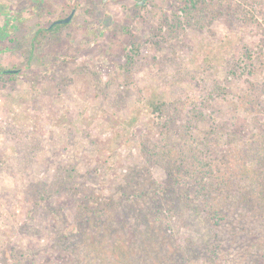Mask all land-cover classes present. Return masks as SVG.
<instances>
[{
	"label": "rangeland",
	"instance_id": "374dc122",
	"mask_svg": "<svg viewBox=\"0 0 264 264\" xmlns=\"http://www.w3.org/2000/svg\"><path fill=\"white\" fill-rule=\"evenodd\" d=\"M263 89L264 0H0V264H264L234 220L212 240L169 169L210 132L233 157Z\"/></svg>",
	"mask_w": 264,
	"mask_h": 264
},
{
	"label": "trees",
	"instance_id": "16d2710c",
	"mask_svg": "<svg viewBox=\"0 0 264 264\" xmlns=\"http://www.w3.org/2000/svg\"><path fill=\"white\" fill-rule=\"evenodd\" d=\"M63 25L65 24H55L54 22L38 31L35 39L40 40L44 38L46 33L54 36ZM250 89L254 91L253 87ZM260 94H264V89ZM247 97L249 100L248 102H244L243 106L247 114L256 109L264 111V99L255 97L252 93L247 94ZM149 106L157 113H161L165 108V105L160 102H152ZM191 120L199 121L201 117L196 115ZM249 121L255 125L258 134L252 133L250 135L251 141L243 143L240 150L233 151L231 153V155H234L233 157L222 152L221 149L220 152L216 153L219 147L214 145L216 140H210V136L212 135L210 132L209 134H205L203 139H193L200 147H203L202 150H190L189 157L175 155V161H172L174 164H171L169 169L175 178L177 177L179 180L184 178L187 182L189 181L185 179V177H188L186 171L188 175H195L192 183L184 181L187 188H185L183 199L179 200L181 204H184L185 209L190 212V217L192 215L193 219L196 218V222L203 220L204 226L209 227V236L213 237L212 240L220 238L219 233L214 231L215 228L225 224L228 225L234 220V222L239 224L242 239H247L248 245L253 246L264 242V226L261 224L264 218H260L259 216V219L263 220L258 222V224L255 223V225L251 221L253 218L248 216L251 211L255 210H260L264 214V197L262 196L264 191V171L262 170L264 169V127L260 125L261 123L257 119L250 118ZM187 123H190V120ZM184 128L186 129V135L193 138L191 131L196 130V124H189ZM229 137L231 138L229 139L230 143L233 142V139H237L233 134ZM246 159L253 161L254 165L259 168H256V170L247 169V171L243 172L244 166L240 162L248 163ZM181 163L184 164V167H181ZM255 185L260 189V193L258 191L259 194L254 190ZM241 210L244 211V214H241ZM203 211H206V216L203 219H199ZM160 214L161 216L166 215L164 212H160ZM234 227L232 226V229L226 232H235ZM217 231H220L219 228ZM188 244H191L192 250L195 249L193 241H189ZM202 249L210 250L208 247H203ZM149 250H145V252H147L150 258L152 248ZM199 250L200 248L195 249L194 253L198 254ZM250 255L244 253L241 261L245 262L238 263L259 264L260 257H258L257 263H253L251 262Z\"/></svg>",
	"mask_w": 264,
	"mask_h": 264
},
{
	"label": "water",
	"instance_id": "95a60500",
	"mask_svg": "<svg viewBox=\"0 0 264 264\" xmlns=\"http://www.w3.org/2000/svg\"><path fill=\"white\" fill-rule=\"evenodd\" d=\"M73 13H71L68 17H66L65 19L56 21L55 24H67L71 18H72Z\"/></svg>",
	"mask_w": 264,
	"mask_h": 264
}]
</instances>
